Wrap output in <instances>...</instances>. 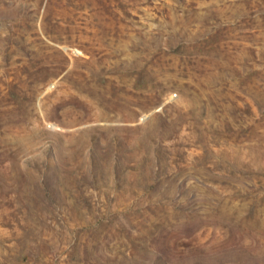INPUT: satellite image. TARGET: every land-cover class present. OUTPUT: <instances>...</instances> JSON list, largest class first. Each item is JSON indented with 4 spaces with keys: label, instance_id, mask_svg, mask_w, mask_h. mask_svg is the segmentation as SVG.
Segmentation results:
<instances>
[{
    "label": "rangeland",
    "instance_id": "obj_1",
    "mask_svg": "<svg viewBox=\"0 0 264 264\" xmlns=\"http://www.w3.org/2000/svg\"><path fill=\"white\" fill-rule=\"evenodd\" d=\"M0 264H264V0H0Z\"/></svg>",
    "mask_w": 264,
    "mask_h": 264
}]
</instances>
